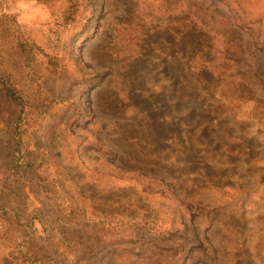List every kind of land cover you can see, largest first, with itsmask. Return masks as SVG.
<instances>
[{
  "label": "rangeland",
  "instance_id": "1",
  "mask_svg": "<svg viewBox=\"0 0 264 264\" xmlns=\"http://www.w3.org/2000/svg\"><path fill=\"white\" fill-rule=\"evenodd\" d=\"M0 208V264H264V0H0Z\"/></svg>",
  "mask_w": 264,
  "mask_h": 264
},
{
  "label": "trees",
  "instance_id": "2",
  "mask_svg": "<svg viewBox=\"0 0 264 264\" xmlns=\"http://www.w3.org/2000/svg\"><path fill=\"white\" fill-rule=\"evenodd\" d=\"M3 96L7 99H9L11 102L10 104L13 105V106H17L20 108V112H17L16 110V117L14 120H12V125H10V127H12L11 129H13V133H12V137H11V140L8 142V145H10L11 143V146H12V149H16V150H20V146H22V127H21V115L23 113V110L20 106H22L23 104V99L19 98L16 96L15 93L9 91V90H5V94H3ZM19 115V117H18ZM15 151V150H14ZM15 154L17 153L16 151L14 152ZM0 212L4 215H8L10 214L11 212L10 211H7L5 210L4 208H0Z\"/></svg>",
  "mask_w": 264,
  "mask_h": 264
}]
</instances>
